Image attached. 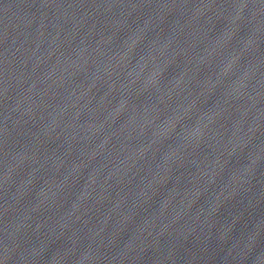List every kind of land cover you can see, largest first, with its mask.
I'll use <instances>...</instances> for the list:
<instances>
[{"label":"water","instance_id":"obj_1","mask_svg":"<svg viewBox=\"0 0 264 264\" xmlns=\"http://www.w3.org/2000/svg\"><path fill=\"white\" fill-rule=\"evenodd\" d=\"M0 264H264V0H0Z\"/></svg>","mask_w":264,"mask_h":264}]
</instances>
